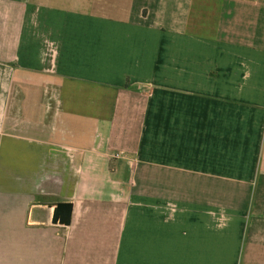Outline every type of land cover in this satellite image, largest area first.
Wrapping results in <instances>:
<instances>
[{
	"label": "crops",
	"instance_id": "0c3cea01",
	"mask_svg": "<svg viewBox=\"0 0 264 264\" xmlns=\"http://www.w3.org/2000/svg\"><path fill=\"white\" fill-rule=\"evenodd\" d=\"M0 264H264V0H0Z\"/></svg>",
	"mask_w": 264,
	"mask_h": 264
},
{
	"label": "water",
	"instance_id": "95a60500",
	"mask_svg": "<svg viewBox=\"0 0 264 264\" xmlns=\"http://www.w3.org/2000/svg\"><path fill=\"white\" fill-rule=\"evenodd\" d=\"M48 207H54L52 223L68 226L71 223L73 204L70 202H59L48 204Z\"/></svg>",
	"mask_w": 264,
	"mask_h": 264
},
{
	"label": "built area",
	"instance_id": "2783aa9c",
	"mask_svg": "<svg viewBox=\"0 0 264 264\" xmlns=\"http://www.w3.org/2000/svg\"><path fill=\"white\" fill-rule=\"evenodd\" d=\"M121 155L123 154V152L120 153Z\"/></svg>",
	"mask_w": 264,
	"mask_h": 264
}]
</instances>
